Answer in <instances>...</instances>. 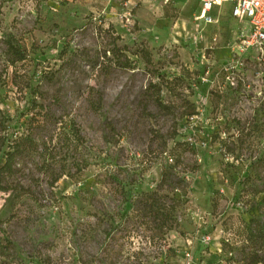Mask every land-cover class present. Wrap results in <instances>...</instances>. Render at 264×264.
Here are the masks:
<instances>
[{"label":"rangeland","instance_id":"obj_1","mask_svg":"<svg viewBox=\"0 0 264 264\" xmlns=\"http://www.w3.org/2000/svg\"><path fill=\"white\" fill-rule=\"evenodd\" d=\"M218 11L0 0V169L24 149L0 264H264V86L255 69L226 81L241 25ZM161 184L173 229L137 205Z\"/></svg>","mask_w":264,"mask_h":264},{"label":"built area","instance_id":"obj_2","mask_svg":"<svg viewBox=\"0 0 264 264\" xmlns=\"http://www.w3.org/2000/svg\"><path fill=\"white\" fill-rule=\"evenodd\" d=\"M200 17L208 24L218 20L211 14L215 6L231 4V15L241 28L232 42V55L223 66L226 81L237 86L249 69L258 71L264 86V0H198Z\"/></svg>","mask_w":264,"mask_h":264},{"label":"trees","instance_id":"obj_3","mask_svg":"<svg viewBox=\"0 0 264 264\" xmlns=\"http://www.w3.org/2000/svg\"><path fill=\"white\" fill-rule=\"evenodd\" d=\"M13 54L17 56V61H21L24 59L23 52L17 48L12 47ZM123 67H127L128 64H122ZM12 149L7 153V158L4 166L0 169V188L2 187L3 177L7 173L8 175L14 172V163L16 159L22 155L24 149L19 145V143H15ZM163 186L161 184L159 188L155 189L152 192L142 193L138 198L137 205L140 206L141 212L143 211L144 217L148 216L151 222H155L156 226L160 229L168 228L173 229L175 226V217L173 213L176 211L178 207V202L175 199V196L171 198L172 203L167 204L165 201V195L160 192V188ZM148 224V221L146 222Z\"/></svg>","mask_w":264,"mask_h":264},{"label":"crops","instance_id":"obj_4","mask_svg":"<svg viewBox=\"0 0 264 264\" xmlns=\"http://www.w3.org/2000/svg\"><path fill=\"white\" fill-rule=\"evenodd\" d=\"M198 3H199V11L201 12V3L198 1V0H196ZM221 6H215L213 9H212V11H211V14L218 20V16H220V13H219V11H218V8H220ZM234 18V17H233ZM204 21V20H203ZM205 22V21H204ZM206 23V22H205ZM206 24H208V23H206ZM212 24H214V23H212Z\"/></svg>","mask_w":264,"mask_h":264}]
</instances>
